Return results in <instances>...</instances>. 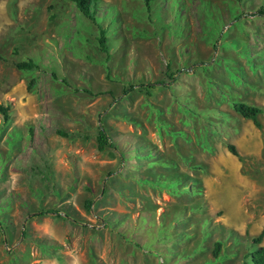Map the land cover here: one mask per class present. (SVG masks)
Segmentation results:
<instances>
[{"label":"rangeland","instance_id":"rangeland-1","mask_svg":"<svg viewBox=\"0 0 264 264\" xmlns=\"http://www.w3.org/2000/svg\"><path fill=\"white\" fill-rule=\"evenodd\" d=\"M261 9L98 0L93 22L71 0H0V264H252L264 114L234 105L264 109Z\"/></svg>","mask_w":264,"mask_h":264},{"label":"trees","instance_id":"trees-1","mask_svg":"<svg viewBox=\"0 0 264 264\" xmlns=\"http://www.w3.org/2000/svg\"><path fill=\"white\" fill-rule=\"evenodd\" d=\"M71 1L75 3L78 10L85 18L95 22V17H94L95 12L92 10V7L96 5L98 0H71ZM152 1L153 0H144L145 5L148 9H150V5ZM254 16L264 17V10L263 9L259 10L256 14H254ZM99 30H100L99 43L100 46H102L101 49L104 53H108L106 31L101 27H99ZM15 66L19 70H33L37 68L35 63H33L32 61L17 63L15 64ZM234 109L239 115L243 117V119L251 120L254 122L255 126L261 127L259 122V116L264 114V109L257 106L249 105L244 102L236 103L234 105ZM9 113H10V106L0 105V114L3 116L5 122L9 121L10 119ZM97 141L100 151H104L106 148H115V145L110 141L106 130H104L103 128L99 131ZM228 149L231 154H233L234 156L236 155V157L241 159V156L238 153L235 145H229ZM53 214L60 215V213L55 210L44 211L38 214H32L30 216V219L49 216ZM263 240H264V229L257 237H254L252 239L253 244L259 246L251 254H249L250 257L252 258V264H264V246H261ZM221 250H222V244L220 242L215 243L213 250V255L215 258H218L220 256Z\"/></svg>","mask_w":264,"mask_h":264},{"label":"bare ground","instance_id":"bare-ground-1","mask_svg":"<svg viewBox=\"0 0 264 264\" xmlns=\"http://www.w3.org/2000/svg\"><path fill=\"white\" fill-rule=\"evenodd\" d=\"M253 144H254L253 142H251V141H249V140H247V141L245 140L243 146H244L245 148L248 149V148H251V147L253 148ZM252 148H251V149H252ZM221 196H222V195H221ZM234 196H235V195H231V197H227V198H226V200H225V207H226V208L231 207L232 203H233L234 200H235ZM220 198L225 199V197H220ZM216 203H217V202H216ZM222 204H224V203H222Z\"/></svg>","mask_w":264,"mask_h":264},{"label":"crops","instance_id":"crops-1","mask_svg":"<svg viewBox=\"0 0 264 264\" xmlns=\"http://www.w3.org/2000/svg\"><path fill=\"white\" fill-rule=\"evenodd\" d=\"M235 168V167H234Z\"/></svg>","mask_w":264,"mask_h":264}]
</instances>
